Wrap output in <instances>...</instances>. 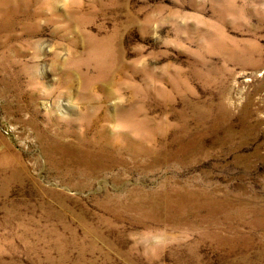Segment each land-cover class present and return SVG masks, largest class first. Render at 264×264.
<instances>
[{"label": "rangeland", "instance_id": "1", "mask_svg": "<svg viewBox=\"0 0 264 264\" xmlns=\"http://www.w3.org/2000/svg\"><path fill=\"white\" fill-rule=\"evenodd\" d=\"M0 264H264V0H0Z\"/></svg>", "mask_w": 264, "mask_h": 264}]
</instances>
